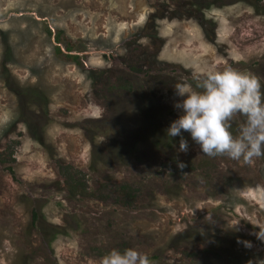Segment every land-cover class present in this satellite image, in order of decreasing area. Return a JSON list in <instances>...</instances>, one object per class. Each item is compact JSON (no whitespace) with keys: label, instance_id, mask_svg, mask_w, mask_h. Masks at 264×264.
I'll return each mask as SVG.
<instances>
[{"label":"rangeland","instance_id":"374dc122","mask_svg":"<svg viewBox=\"0 0 264 264\" xmlns=\"http://www.w3.org/2000/svg\"><path fill=\"white\" fill-rule=\"evenodd\" d=\"M179 2L0 0V264H100L113 248L153 264H264V157H208L187 132V153L180 137L147 147L136 95L102 85L155 87L167 129L187 78L235 69L264 82V0H207L206 33L170 13ZM56 28L79 63L55 57ZM117 141L134 145L109 154Z\"/></svg>","mask_w":264,"mask_h":264},{"label":"clouds","instance_id":"9594fccd","mask_svg":"<svg viewBox=\"0 0 264 264\" xmlns=\"http://www.w3.org/2000/svg\"><path fill=\"white\" fill-rule=\"evenodd\" d=\"M194 79L198 91L184 83L174 86L173 107L180 115L170 123L166 136L180 137L178 152L189 151L183 136L187 132L200 152L208 157L227 156L244 164L264 157V82L253 73L235 69H209L202 78L198 74ZM237 114L245 117V122L233 131L232 121ZM177 167L183 169L185 164L177 161ZM205 219L211 220V213ZM256 236L264 240V231L260 230ZM242 243L251 246L250 241ZM100 264L153 262L134 248H113L101 258Z\"/></svg>","mask_w":264,"mask_h":264},{"label":"trees","instance_id":"16d2710c","mask_svg":"<svg viewBox=\"0 0 264 264\" xmlns=\"http://www.w3.org/2000/svg\"><path fill=\"white\" fill-rule=\"evenodd\" d=\"M206 1L207 0H180V2L177 4V8L170 9L171 11L170 13L177 15L179 19H181L183 15L195 16L196 17L195 19L196 21L199 22V24L202 25L203 23H205V25L201 27L203 31L206 33V30H207L206 22L207 24H209L210 20L207 21V19L204 18V10L210 8V6L212 5V2L206 3ZM250 3L258 4V0H256V2L251 0ZM181 13H183V15ZM212 26H213L212 28H214L215 24H212ZM46 31L49 36L52 35L51 31L48 28H46ZM53 37H54L55 43L64 44V51H65V52L62 51V49L58 45H56L54 47L55 57L59 59V61L65 62V63H69L70 61L79 63L77 55L69 54L71 51L76 49V41L65 36L63 30L59 28L55 29V33ZM6 51L8 52V49H6ZM151 58L149 57L150 60L155 61V62L157 61V60H154L156 56H152ZM132 68L136 70L137 72L139 71L138 69L134 67ZM89 78L92 80V82H94L98 79V75L91 73ZM157 79L160 80V76H157V77L150 76L149 80L157 81ZM132 82L133 81H131L130 78L129 79L126 78L122 83L116 85V84L109 83L108 80H105L102 82V85L106 87L107 90H110V91L116 92L119 90H123L126 92H132L133 94H135L136 98L139 101L134 104L135 105L134 109L141 111L143 115V125H142L143 131H142V134L139 135L140 136L139 140H141L147 147H150L154 150L161 149L160 152H163L164 150H169L172 147V144L174 143L175 140L174 138L171 139L166 136V128L162 125L163 124L162 120L166 116L170 115L169 112H167L162 106H158L156 109H154L153 106H151L152 103L154 102V97L157 92L155 90V87H151V85L147 87L145 85L146 88L144 89L137 88V87L133 88ZM185 83L187 85H190L194 90H197V91L199 90L196 88V83H197L196 79L192 77L187 78L185 80ZM128 109L129 108L125 110H128ZM111 122L109 121L107 123L111 124L112 127L114 125L116 127H121L119 126L118 121L116 122L111 121ZM93 141H94V138L91 137V142L93 143ZM132 145L117 141V144L111 145L109 147L108 152L109 154L114 153L115 156L116 155L124 156L125 154H128L129 151H131ZM123 191H124L123 187H120L119 193Z\"/></svg>","mask_w":264,"mask_h":264}]
</instances>
